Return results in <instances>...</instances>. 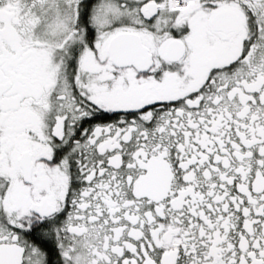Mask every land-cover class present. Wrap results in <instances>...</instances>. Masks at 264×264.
<instances>
[{
  "label": "snow or ice",
  "instance_id": "obj_1",
  "mask_svg": "<svg viewBox=\"0 0 264 264\" xmlns=\"http://www.w3.org/2000/svg\"><path fill=\"white\" fill-rule=\"evenodd\" d=\"M0 264H264V0H0Z\"/></svg>",
  "mask_w": 264,
  "mask_h": 264
}]
</instances>
